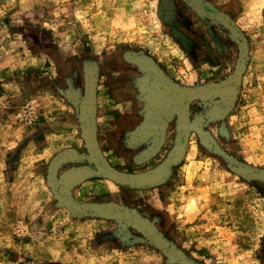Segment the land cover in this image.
<instances>
[{
  "label": "rangeland",
  "instance_id": "obj_1",
  "mask_svg": "<svg viewBox=\"0 0 264 264\" xmlns=\"http://www.w3.org/2000/svg\"><path fill=\"white\" fill-rule=\"evenodd\" d=\"M199 1L243 42L193 0H0V264H264V0Z\"/></svg>",
  "mask_w": 264,
  "mask_h": 264
},
{
  "label": "water",
  "instance_id": "obj_2",
  "mask_svg": "<svg viewBox=\"0 0 264 264\" xmlns=\"http://www.w3.org/2000/svg\"><path fill=\"white\" fill-rule=\"evenodd\" d=\"M194 6L206 13L209 14L216 19L220 20L222 23H224L232 32L234 37L240 41L243 42V37L237 27L231 22L227 17L223 16L220 12H217L216 10L212 9L210 6L200 2L199 0H193ZM242 48H243V56H245V45L242 43ZM243 72V67L241 66L239 70L237 71L236 75L227 83L222 84V85H213V86H207L204 87L200 90V93L202 95H218V94H226V93H231L235 90L236 86L240 82L241 74ZM163 83L162 81H159V85L161 86ZM193 92L190 91H181V90H175L172 94V99H173V105L178 111L179 115V124H180V129H179V134H178V139H177V144L176 148L174 149V155L179 157L183 149L185 147L186 139H187V108H188V102L192 98ZM85 138L86 142L91 150V152L96 151V143H95V136H94V130L91 127H87L85 130ZM248 173L253 174L252 171H247ZM72 175L67 176L63 182H61L60 189H58L57 193L62 196L63 194V186L67 182L69 178H71ZM115 178L119 181H122L123 183H127L130 185H140V184H145L150 181V176L149 175H143V176H132V177H127V176H120L116 175ZM68 206L75 211H83V212H88V213H94V214H110L111 209L108 208H95V207H84V208H77L73 204L68 203Z\"/></svg>",
  "mask_w": 264,
  "mask_h": 264
}]
</instances>
